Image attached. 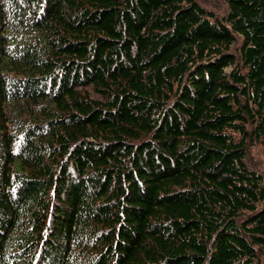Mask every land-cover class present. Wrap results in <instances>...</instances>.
Returning a JSON list of instances; mask_svg holds the SVG:
<instances>
[{
	"label": "trees",
	"instance_id": "trees-1",
	"mask_svg": "<svg viewBox=\"0 0 264 264\" xmlns=\"http://www.w3.org/2000/svg\"><path fill=\"white\" fill-rule=\"evenodd\" d=\"M255 148L264 0H0V264H264Z\"/></svg>",
	"mask_w": 264,
	"mask_h": 264
},
{
	"label": "rangeland",
	"instance_id": "rangeland-1",
	"mask_svg": "<svg viewBox=\"0 0 264 264\" xmlns=\"http://www.w3.org/2000/svg\"><path fill=\"white\" fill-rule=\"evenodd\" d=\"M206 1L211 3V1H215V0H206ZM220 8L223 9L224 6H220ZM249 157L253 162L255 161L260 162L258 165L261 166L260 168L262 169V172L264 173V152L262 151V149L261 148L253 149Z\"/></svg>",
	"mask_w": 264,
	"mask_h": 264
}]
</instances>
